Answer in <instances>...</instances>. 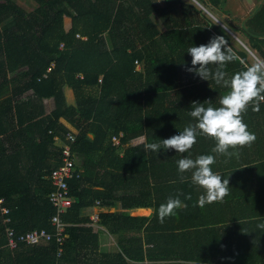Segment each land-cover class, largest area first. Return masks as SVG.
Wrapping results in <instances>:
<instances>
[{
	"label": "trees",
	"instance_id": "1",
	"mask_svg": "<svg viewBox=\"0 0 264 264\" xmlns=\"http://www.w3.org/2000/svg\"><path fill=\"white\" fill-rule=\"evenodd\" d=\"M34 1L37 7L26 11L12 0H0V264H82L80 249L100 248L99 234L89 226L92 221L84 210L112 198L116 190L112 185L119 179H125L133 189L134 195L121 199L132 201L123 203L127 208L146 204L140 200H152L157 191L160 201L156 205L179 194V199L190 205L189 211L202 215L236 205L243 211L239 231L255 239L264 234L257 228L264 223V102L259 112L250 106L243 116L256 140L241 149L238 158L216 156L212 152L215 141L199 135L190 153L179 154L173 149L154 153L144 147L195 124L189 115L193 102L221 106L220 98L230 89L189 72L192 57L187 51L207 45L216 36L230 42L227 31L212 23V31L207 32L210 40L201 37V42L198 37L197 45L179 41L181 32L174 29L160 37L152 20L154 13L160 16V7L153 0H131L130 5L126 0ZM65 17L72 18V41L62 36ZM238 30L264 61V0L240 28L234 26V31ZM227 46L238 57L224 68L226 78L231 79L252 63L247 50ZM137 61L144 64L142 70L137 69ZM210 67L215 72L216 66ZM66 87L74 92L73 105L67 101ZM47 101L53 104L49 113ZM62 119L76 127L74 142L68 139L71 131ZM141 136L146 142L133 145ZM114 138L120 143L115 144ZM65 144L71 145L75 157V176L68 180L72 205L61 215L68 224L63 253L58 255L55 239L10 249L8 229L18 236L43 229L55 232L52 217L57 212L50 201L55 188L49 177L62 164ZM200 155L216 156L213 172L229 181V195L223 203L201 208L197 201L204 190L191 183V173L184 174L188 178L185 183L180 182L178 160ZM23 156L28 157L29 165ZM186 195H191V200H185ZM2 207L9 213L3 215ZM120 216L101 213V223L117 232L122 227ZM4 217L10 222L4 223ZM192 224L197 228L194 232L204 233L209 228L201 219ZM133 228L131 225V230H140ZM232 229L238 230L236 225ZM161 234L166 233L162 230ZM127 241L129 246L121 241L119 246L129 258L139 259L141 254L134 252L138 241ZM251 241V246H257ZM148 242L154 243V239ZM117 255L121 264H128L123 255ZM249 255L245 264H259L257 258L261 257ZM111 258L97 257L90 264H110ZM261 259L264 262V257Z\"/></svg>",
	"mask_w": 264,
	"mask_h": 264
},
{
	"label": "crops",
	"instance_id": "2",
	"mask_svg": "<svg viewBox=\"0 0 264 264\" xmlns=\"http://www.w3.org/2000/svg\"><path fill=\"white\" fill-rule=\"evenodd\" d=\"M153 1L160 7V16L155 13L152 15V20L160 31V37L161 34L174 29V31L181 32L178 36L179 41L184 42L186 39L189 43L194 42L197 45L198 37L201 42L208 39L207 35L210 36V34L207 32L212 31V23H215L222 28H224V25L227 27L226 31L230 37V42H227L238 49L235 44L232 43L233 39L230 34H242V32L240 30L234 31V26L240 28L242 22L252 16L263 0ZM125 2L127 5L131 4V0H126ZM241 11L242 15L244 16L246 14L247 17L244 19L241 18L238 25L224 19L226 15H234L235 12ZM208 14L214 17L218 23L213 20L214 18L212 19L209 17ZM73 32L72 18L65 17L63 19L62 36L72 41ZM201 37H203V40H201ZM210 38L208 40H210ZM238 41L241 42L245 47L244 49L249 53L251 50L249 43L247 42L246 44L240 39H238ZM141 45L140 43V47ZM260 61L262 60L260 59ZM136 64L137 69L142 70L144 64L138 61ZM65 93L68 103L70 105L75 104L73 90L66 87ZM52 108L53 104L47 101L45 105L46 112L49 113ZM62 122L71 132H77L76 127L67 120L62 119ZM57 139L58 144L62 145L63 143L60 141V138ZM146 140L147 138L145 136H141L132 141V144H141L146 142ZM122 155L123 153H121V157ZM22 159L24 163L29 165L30 162L27 156H23ZM125 181V179H119L114 182L112 186L115 187L116 190H114V194L111 196L112 198L102 202L99 201V204L97 201L94 206L84 210V215L89 216L92 221L89 226L93 227L94 231L99 234L100 248L80 249L78 254H80L79 261H81L82 264H90L97 257L102 256L113 257L110 259V264H121V261L116 259L118 256L117 254L123 255L128 264H245V258L248 254H251L249 256L264 257V234L259 235V240L258 237L255 239V237H252L250 234L239 231L237 224H240L242 221L239 218L243 216V211L236 205H232L230 208L226 207L225 209H214L213 211L206 212L204 215L194 212V210L189 211L188 208L179 209L175 216L167 217L164 223H160L158 219V209L160 205H156V203L160 201V191L154 193L152 200L146 198L140 200L146 204L139 207L127 208L123 206V203L130 204L132 201L122 202L121 199L127 198L133 194V189L128 187ZM149 202L152 204H149ZM182 202L187 204L185 201ZM2 204L3 199H0V205ZM189 206L190 205L187 207ZM101 213H120L122 215L119 217L120 222L116 221L115 223L119 222L118 224H122V227L118 228L119 230L117 229V232L114 231L112 227L108 230L101 223ZM128 216L140 220L132 221ZM198 219L205 220L206 223H209V226H205L209 228H207L204 233L198 231L203 235L194 232L197 228H195L192 223L194 221L198 222ZM131 225H134V228H139L140 230L138 232L137 229L134 231L131 230ZM235 225L238 230L232 229ZM209 229L214 230L209 231ZM162 230L166 234H161ZM129 238H135L138 241L135 242L134 252L138 251L141 257L144 256L143 258L140 257L137 260H133L129 258L119 246V241L129 246L130 242L127 241ZM149 239H154V243H149ZM250 240H255L257 246H251L250 243L254 241L250 242ZM149 255L155 258L150 259L148 257ZM261 258H259L260 260L257 258V263L264 264ZM4 264H6V261Z\"/></svg>",
	"mask_w": 264,
	"mask_h": 264
},
{
	"label": "clouds",
	"instance_id": "3",
	"mask_svg": "<svg viewBox=\"0 0 264 264\" xmlns=\"http://www.w3.org/2000/svg\"><path fill=\"white\" fill-rule=\"evenodd\" d=\"M224 29L227 30L225 25ZM227 44L224 36H216L207 45L193 46L187 51L192 57L189 72L203 80L211 78L217 85L230 89L220 98L221 106L213 107L209 101L193 102L189 115L196 123L188 124L178 135L160 140L159 143H146V150L158 153L161 149H173L179 154L190 153L197 143L198 135L214 140L212 152L228 159L238 158L241 149L252 146L256 136L248 131L243 116L250 106L253 112H259L260 104L264 102V61L246 66V70L227 79L224 68L238 59ZM213 65L216 66L215 72L210 67ZM205 103L209 106L205 107ZM216 156L200 155L195 159L186 157L177 162L180 182L185 183L188 178L184 174L190 172L191 183L204 190L197 201V206L201 208L207 204L223 203L224 198L229 195L228 179L222 180V176L212 170ZM185 200H191V195H186ZM187 206L179 199V194L176 198L170 196L158 209L159 222L164 223L165 218L175 216L177 210ZM257 228L264 230V223H259Z\"/></svg>",
	"mask_w": 264,
	"mask_h": 264
},
{
	"label": "built area",
	"instance_id": "4",
	"mask_svg": "<svg viewBox=\"0 0 264 264\" xmlns=\"http://www.w3.org/2000/svg\"><path fill=\"white\" fill-rule=\"evenodd\" d=\"M68 139L71 142H74L76 140V134L74 132H70L68 134ZM114 141L115 144L120 143V140L118 138H114ZM74 160L75 157L73 155L71 145L65 144L62 150V164L59 167L55 168L49 177L55 188L50 194V201L56 208L57 212L52 217V224L55 227V232L51 233L43 229L40 231L34 230L18 236L13 229H8L6 234L7 247L14 250L21 244L37 245L42 242L52 241L55 239L59 244L58 255L60 256L63 253V245L65 244L67 239L66 229L68 227V224L62 221L61 215L65 213L72 205L68 180L72 179L75 176ZM99 203L100 202H98V204ZM2 212L3 215H6L9 213V209L3 208ZM9 222L10 218L4 217V223Z\"/></svg>",
	"mask_w": 264,
	"mask_h": 264
},
{
	"label": "rangeland",
	"instance_id": "5",
	"mask_svg": "<svg viewBox=\"0 0 264 264\" xmlns=\"http://www.w3.org/2000/svg\"><path fill=\"white\" fill-rule=\"evenodd\" d=\"M14 2H16L21 8L25 9L26 11H33L36 7H37V3L34 1V0H12ZM209 17H211L212 19L214 17H212L210 14H208ZM242 16V17H241ZM247 17L246 14L243 16L242 15V11L241 12H235L234 15H226L224 16V19H227L228 21H231L232 23L234 24H237L239 23V21L241 20V18H245ZM215 22L218 23V21L214 18L213 19ZM229 25V24H228ZM231 33V32H230ZM234 33V32H233ZM230 36L232 37L233 39V42L235 44V46L239 49H244L245 47L241 44L240 41H238V39L242 40L244 43L247 44V39L245 38V36H243L242 34H233ZM252 50V49H251ZM249 51V59L251 61L252 64L260 61V57L257 53V51L255 50H252V51ZM76 131V130H75ZM99 202V201H98ZM97 202V203H98Z\"/></svg>",
	"mask_w": 264,
	"mask_h": 264
}]
</instances>
